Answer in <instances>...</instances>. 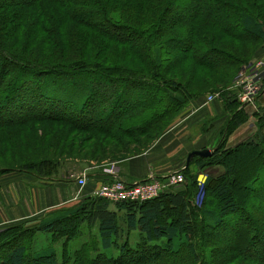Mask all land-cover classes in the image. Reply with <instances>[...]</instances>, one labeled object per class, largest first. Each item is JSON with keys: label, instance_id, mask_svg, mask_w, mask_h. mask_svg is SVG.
I'll return each mask as SVG.
<instances>
[{"label": "rangeland", "instance_id": "rangeland-1", "mask_svg": "<svg viewBox=\"0 0 264 264\" xmlns=\"http://www.w3.org/2000/svg\"><path fill=\"white\" fill-rule=\"evenodd\" d=\"M103 1L114 11L116 10L117 4L123 6L129 11L128 18L130 19H128V21L130 22H133L140 17L144 20L139 19L137 20L138 22L149 20L146 15L151 17V14L146 10L147 4H144V2L139 0ZM191 1L192 0H178L176 4H174V7L169 10L170 12L167 21H170L173 17H178V19L175 18V21L172 23L176 24V33L174 37L170 38L167 35H163V38L165 39L160 42L162 47H166V50H163L165 52L163 53L164 56L162 55L164 59L163 65H168L159 66V61L156 57H153L155 52H153L151 48L150 41L146 44L148 52L145 56V62L152 64L151 67L156 66L159 70H163V72L165 71V73L167 72L168 74L175 75L174 80L176 82L181 81L185 83L191 91L200 92L198 93L200 95L195 101H186L181 107H178L173 112L174 114H170L169 117H166L161 121H156L154 129H156L157 132L164 129L159 141L157 140L159 145L158 148L154 150V144H150V141V152H145L141 157L129 162V164H135L145 171L143 175L141 173L138 177V179L144 180L146 179V176L148 179L152 176L166 174L183 168L186 164L185 162L187 161L188 155L193 151L209 150L213 153L214 151L216 152L219 150L220 147L229 150L235 149L244 144L253 143L257 145L256 148L251 147L250 150H245L243 153L241 152L235 157L236 161L238 159L243 160L240 163L236 162V165L238 166L236 172L238 173L237 181L243 187L249 183H253V179L258 180V182H263L264 42L257 43L250 40L243 41L238 35L235 38L232 36L227 37L226 35L218 36L219 33L217 29L219 27L209 21V19L212 18L213 11H209L204 7L205 3H210V0H201L199 5L198 2H195L197 6H195L194 2V4H191ZM214 1L221 4H224L225 2V6H222L221 11L217 8L219 12H221V14L217 13L218 18L216 21L218 23H222V18L225 17L224 21L227 24L231 17L233 18L237 15L238 11L244 9L240 7L241 4L239 0ZM255 1H257L260 8L264 6V0ZM80 3L84 4L86 2L80 1ZM202 3H204V6ZM57 10H61V8L58 7ZM88 10L89 11L87 12L80 10L77 13L80 20L79 23L82 24L83 22L85 23L89 21L94 27H96V25H101V28L106 30L110 29L109 25L105 23L104 18V22H102V18L100 17L102 13L100 12H103V9L100 6H95L94 11H92L90 6L88 7ZM31 13L32 12L27 10V12H23L22 17L18 19L15 17L14 19L9 20L12 22L14 21L10 28L9 26L5 27L3 22H0V29L3 28L4 31L9 30L7 34L2 36L3 44L8 52L14 54L12 59L18 66L17 68L14 67V71H12L8 79H6V73H1L0 85H2L3 82L4 85H9L10 83V85H20V88L12 94V96H14L13 100L2 103L4 100L1 98L0 106L3 105L2 108H7V112L10 111L11 113H14L15 111L12 108H14V106L16 107L18 104L17 102L27 104L33 97H35L33 104L36 102L38 106L48 107L52 105L53 107H58L63 105L66 108L69 106L68 110L65 111V115H67V120L70 123H72V120L88 121L82 117V114L80 115L79 105L81 102L84 103V101L88 99L90 89L94 95L91 97L92 104H90L93 109H89L87 114H90V111H93L95 116L94 121L100 119L98 121V123H100V121H105L106 119L111 121L112 116H109L111 111L115 110L123 112L122 109L128 108V106L123 108L122 100L117 104L116 101H119L117 99L125 98L129 95L131 98L135 99V102L140 101V97L145 93L144 87H135L136 85L141 84L133 81V74L128 72V70L133 67H140V64L130 54L125 43L121 42L122 40L119 42L121 46L115 44L112 45V49L109 50L112 58L116 59V64H120L117 68L115 66L113 67L110 75L107 74L109 80L112 79L110 80L111 83L106 81L100 83L96 80L94 82L95 73L93 71L86 72L85 67L80 63L74 65L76 68L72 69L70 72H67L69 67L64 70H53L56 72H64L68 75L69 78L65 75L66 77L62 78V80L65 78V81L61 80V83H64L65 85H71V83H73L72 85L74 86H69V88H63L61 87V84L57 85V80L54 76L42 78L41 80H38V82L37 79L34 80L31 77H28L29 79H32L30 81L28 78L22 80L24 74L27 73L29 76L32 72H37L48 63L59 62L61 57H59L57 52L51 51L52 48L50 44L45 43L43 39V35L44 37L46 36V38L53 35L57 36L56 33H51L52 30H54V23H56V27L60 29L58 22L55 21L56 17H53L54 15L45 14V24L49 16L52 17L51 20L54 23L49 24L47 22L46 28L39 27L40 30H43L42 35V33H39V29L36 26L38 13L35 15ZM202 13H204V15H202ZM253 13L257 14V12ZM119 14L124 16L122 15V11ZM221 16L222 20L219 21ZM197 17H200V20H198ZM262 17L264 21L263 14ZM194 18L198 20H196V22L200 23V26L203 25L206 32L205 35L208 39L213 40V43H210L209 47L204 45L201 41L196 40H193L192 44L196 43V45L193 46L190 40L183 35L184 28ZM10 24L11 22L8 25ZM204 25L213 26L214 29H206ZM234 26L236 28V25ZM84 27V25H81V27H73L76 30H71L75 33V40L78 34L81 43L85 42L86 35L90 36V38L94 37ZM48 28L51 32L47 31L45 33L46 30L44 29ZM37 29L38 35L35 40L28 42L26 38L33 36L30 31ZM48 33L50 35L47 36ZM107 33L110 35L109 32ZM111 33L113 34V31H111ZM217 36L219 39H222L219 40V42L223 43V46L227 48V51L218 48ZM60 37L62 36L58 35V38ZM238 37L239 40H236ZM124 41L126 40L124 39ZM17 42H19V45H17ZM38 42L40 43L38 44ZM131 43L137 44L140 42L136 37H133L131 38ZM187 44L192 45V51L197 59L196 63L190 60L188 52L183 54ZM25 45H27L28 48L24 47ZM38 46L42 47L37 48ZM228 50L231 51V54L228 53ZM208 51H212L213 54L211 52L208 53ZM67 54H69V52ZM175 57L176 59H174ZM241 59L249 61H247V63H245L238 71L239 67H235V64L239 62L240 66ZM90 60L94 61L93 56ZM201 66L208 69H201ZM216 67L218 68L215 69ZM21 70H27L29 72L22 73ZM211 70H214L215 72L219 71L217 75L220 77L218 78L225 80V84L229 86L226 88L224 87V84H218L216 76H213L216 78L212 79L205 77L206 75L211 74ZM255 71L260 72L261 88L257 94L251 98L252 101L244 102L243 98L246 87L244 80L249 79ZM133 85L134 87H131ZM211 88L221 89L219 90L220 92H211ZM73 90H76V92L71 96L70 93ZM229 92L235 95L234 97L238 103V108L241 109L238 118L239 121L236 123V126H232L233 128L231 129L227 128V126L232 115L231 113L234 110L228 108L226 105L227 97H225V95H230ZM112 93H115L117 96L114 101L110 100V97L113 95ZM1 96L3 97L5 94L3 93ZM66 99L68 100L66 101ZM87 101L88 100H86V102ZM21 111V114H23L28 110L23 108ZM135 116L136 114L132 112L131 117L134 119ZM26 128L28 129L27 131L25 130ZM86 131H88V129L78 131V128H72L64 123L36 122L27 126L14 127L0 134V214L7 215L6 212L9 207L15 209V201L18 203V200H21L26 196H32V194L37 197V195L39 196L41 193L47 192L46 195L49 193L48 196L51 198L54 196L53 198H57L61 200V202H66L65 206L57 207L58 210H56V207L52 204L45 206L44 209L46 212L40 214V216L37 214L39 213V209H37V215L29 216L21 221H9L8 219L0 217V234L6 231L4 235H0V255H4L6 253V247L14 245L16 243L15 240L17 242H22V245L26 247V252L29 256L40 255L49 249L54 250L57 262L60 264H77L81 256H83L86 264H89L91 262L90 258L93 259L96 255L101 254L97 253V248L102 246L98 227L96 225H91L86 220H81V218L73 221L71 231H68L66 226L63 228L66 229V231H63L62 228H55V230L48 232L38 231V222L46 215L48 216L50 213H56L57 211L76 209L83 199L96 197L98 192L94 195L87 190L88 187L96 186L93 182L95 181L96 174L106 173L109 169L118 170V166H120L119 163L110 160V158L116 157L117 155L111 157L112 153L108 150V147L118 148L121 144L119 142V137L121 135L113 137L120 143L115 144V142L112 141V138L106 139L105 137H102L101 139V137L98 136L99 134H93L92 132L87 133ZM88 134L90 138L94 137L92 138L93 141L87 140L89 142L88 144L83 145V143L81 145V142L86 141L85 137ZM2 139L6 142L2 143ZM72 142H74L76 146L73 147L71 145ZM178 143H189L190 145H187L186 148H191L193 150L186 151L183 155L173 156V150L177 149L175 147L179 145ZM164 144L168 145L165 146ZM8 146L16 148L8 150ZM121 146L123 145L121 144ZM135 149H138V147L130 148V150ZM181 150L183 152L184 148ZM104 154L109 158L103 159L104 157L102 158V156ZM54 155L62 157L63 160H59L58 162L54 158ZM152 161L155 162L152 163ZM38 163L46 164L42 170L43 175H41L40 172H37L35 168H32L34 167L33 165H37ZM207 165L208 166H205L204 168L196 169L191 162V166L189 167L190 170L188 173L195 175L196 177L195 182L197 193L194 197V204L197 208L200 207L202 200H204V185L206 177L211 176L215 178L225 172L223 166L216 165L214 162ZM24 166H27L30 169L23 170ZM150 168L151 171H149ZM84 173L87 176L86 185L81 188L76 180ZM232 178L236 179V175ZM67 180H70L71 182L70 184L65 183L66 188H72V196H75L74 199H79V201L76 200V203H70L69 199L65 197L63 182H66ZM227 180H229V177H227ZM162 193L163 192H160L157 197ZM210 202H213V204L215 203L216 206L214 199L211 198ZM240 206L248 210L247 214L232 218L229 221V226L219 228V230L214 232H209L207 237L205 234L203 235V233L195 236V238H199L198 242H201V244H198V247H203L202 250L197 252V264H211L213 261L214 264H247L244 262L246 261L245 257L235 254V262L230 260L231 254L228 256L226 255L228 250L232 251L236 247L237 251L244 255H246L245 253L249 250H251V253L261 254L260 250L262 248H260V242L263 243L264 246V189L260 191L255 190L248 194L241 202ZM168 216L170 217V214H168ZM168 216H166L165 219H167ZM248 220L250 221V232L244 231L245 228H247ZM10 229L14 230L11 232ZM126 236L129 237V245L134 247L138 241L136 234H126ZM249 240H251V242H248ZM118 244L120 243L118 242ZM194 247H197L195 243ZM204 247L206 248L204 249ZM209 247H212L214 252L210 251ZM115 252L118 254V250H115ZM75 253H79L80 257L78 261H76ZM186 254L187 252L185 251V253H179L180 257L174 256L172 263L170 264L190 263L193 259L190 258L191 256H186ZM214 255L217 256L216 259L213 258Z\"/></svg>", "mask_w": 264, "mask_h": 264}, {"label": "trees", "instance_id": "trees-1", "mask_svg": "<svg viewBox=\"0 0 264 264\" xmlns=\"http://www.w3.org/2000/svg\"><path fill=\"white\" fill-rule=\"evenodd\" d=\"M80 1H85L86 3L82 4ZM139 1L147 4L146 10L151 14V17L146 15L149 20L138 22L137 20L143 19L140 17L139 19L130 22L128 21V19H130L128 18V10L118 4L115 11L111 10L108 4H105L103 0H0V22H3L5 27L9 26L10 28L14 21L12 22L9 20L14 19L15 17H17V19L22 17L23 12H27V10L32 12L31 14L33 15L38 13L36 20V26L38 29L39 27L46 28L47 22L49 24L54 23L51 20L52 17L49 16L45 24V14L54 15L53 17H56L55 21H57L60 26V29H58L56 23H54L55 26L52 32L49 31V28L44 29L46 30L45 33L49 31L52 34H57V36L53 35L49 38H46V36L44 37L43 30L39 29V33H42L45 43L50 44L52 48L51 51L57 52L59 57L61 56L59 62L48 63L45 67L39 69L37 72H32L29 76L26 73L22 80L31 77L34 80L37 79L38 82V80H41L42 78L54 76L57 80V85L61 84V87L69 88V86H74L72 85L73 83H71V85L61 83L62 78L66 76L68 77V75L64 72H56L53 70H64L69 67L67 72H70L72 69L76 68L74 65L80 63L81 65L83 64L86 72L93 71L95 73L94 82L96 80L100 83H103V81L111 83L110 80L112 79L109 80L107 74L110 75L113 67L115 66L117 68L120 64H116V59L112 58L109 50L112 49V45L117 44L118 46H121L119 42L122 40L121 42L125 43L130 54L140 64V67H133L128 70V72L133 74V81L141 84L136 85L135 87L143 86L145 91L140 97L139 102H135V99L131 98L129 95L125 98H121L120 95L121 99H117L119 100L116 101L117 104L122 100L123 108H126L127 106L128 108L122 109L123 112L115 110L111 111L109 114V116H112L111 121L106 119L105 121H100V123H98L100 119L97 121L95 120L96 122L94 121L95 116L93 111H90V114H87L89 109H93L90 104H92L91 97L94 95L90 89L88 99H86L88 101L86 102L85 100L84 103L81 102L79 105L80 115L82 114V117L88 121L72 120V123H70L67 120V115H65V111L68 110L69 106L67 108L63 105L58 107H53L52 105L48 107L38 106L36 102L33 104L35 97H33L27 104L17 102V108L15 106L12 108L15 111L14 113H11L10 111L7 112L8 109L2 108V105L0 106V134L14 127L27 126L36 122L64 123L72 128H78V131L88 129V131H86L87 133L92 132L93 134H99L98 136L101 137V139L102 137H105L106 139L112 138V141H114L115 144L120 142L124 146H121L119 143L120 145L118 148L108 147V150L112 153L111 157L117 155L116 157L110 158V160L119 163L120 166H118V168L120 169V172L118 169V178H114L106 173H97L95 177L99 179L96 184L98 187L122 181L126 184L133 183L132 186H134V184L152 182V179H147V176L144 180L131 178L128 173L124 171L127 169L129 162L138 159L145 152H150V144H154V150L158 148L159 145L157 142L164 129L157 132L156 129H154L156 121H161L164 118L169 117L170 114H174L173 112L178 107H181L186 101H195L200 95L198 94L200 92L191 91L185 83L181 81L176 82L174 80L175 75L168 74L167 72L165 73V71L163 72V70H159L156 66L151 67L152 64L145 62V56L148 52L146 44L150 41L151 48L153 52H155L153 57L157 58L159 66L164 64L163 53H165L164 51L166 50V47H162L160 42L165 39L163 38V35L173 38L176 33V24L172 23L175 21V18L178 19V17H173L170 21H167V19L169 17V10L174 7V4H176L178 0ZM191 2V4L198 2L199 5L201 0H192ZM239 2L241 4L240 7L244 9L238 11L237 15L233 18L231 17L227 24L224 21L225 17L222 18V16L219 19V21L223 19L222 23L216 21L218 18L217 13L221 14L219 10L221 11L222 6H225V2L224 4H221L214 0H210V3H205V6L204 3H202V5L205 9L207 8L209 11H213L212 18L209 19V21L219 27L217 29L219 33L218 36L226 35L227 37L232 36L235 38L238 35L243 41L250 40L257 43H263L264 21L262 14L264 15V6L260 8L255 0H239ZM90 6L92 11H94L95 6H100L103 9V12H100L102 13L100 17L102 18V22L105 21V23L109 25L110 29L106 30L101 28V25H96V27H94L89 21L85 23L83 22L82 24L79 23L80 20L77 13L80 10L84 12L89 11L88 7ZM195 6H197L196 3ZM58 7H60L61 10H57ZM121 11L124 16L119 14ZM253 12H257V14H254ZM202 15H204V13H202ZM200 17H197V19L200 20ZM197 19H192V21L186 25L183 35L190 40L191 44L193 40H196L201 41L204 45L209 47L210 43H213V40L208 39L205 35L206 32L203 25L200 26V23L196 22ZM10 22L11 24L8 25ZM81 25H84V28L94 36L90 38V36L86 35L84 43L79 41L78 34L75 40V33L71 31L76 30L73 27H81ZM234 25H236V28ZM204 26L209 30L211 28L214 29L213 26ZM38 29L30 31L33 36L26 38L28 42L35 40L38 35ZM8 31L9 30L4 31L3 28L0 29V75L3 72L6 73V79H8L12 71H14V67H18L12 59L14 54L8 52L3 44L2 36L7 34ZM106 31L109 32L110 35ZM111 31H113V34ZM48 35L50 34L48 33L47 36ZM58 35H61L62 37L58 38ZM218 36V48L227 51V48L223 46V43L219 42V40L222 39H219ZM133 37H136L140 43H131V38ZM239 37L236 38V40H239ZM124 39L126 41H124ZM39 43L40 42H38V44ZM17 45H19V42H17ZM192 45L194 46L196 43ZM192 45L187 44L183 54L188 52L190 60L196 63L197 59L192 51ZM24 47H27V45ZM39 47L42 46H38L37 48ZM228 51V53L231 54V51ZM68 52L69 54H67ZM209 52L213 54L212 51H208V53ZM92 56L94 61L90 60ZM174 59H176V57ZM247 61L241 59L240 66L239 62L235 64V67H239L238 71L245 63H247ZM167 65L168 64H165L163 66ZM202 68L205 67L201 66V69ZM217 68L218 67L215 69ZM21 71L22 73L29 72L27 70ZM211 71V74L206 75L205 77L208 79L217 77L218 84H224V87L226 88L229 86L225 84V80L218 78L220 77L217 75L219 71ZM28 80L30 81L32 79L28 78ZM63 80L65 81V78ZM10 84L4 85L3 82L2 85H0V101L1 98L4 100L2 103L13 100L14 96H12V94L20 88V85ZM131 87H134V85ZM220 89L221 88H211L210 91L220 92ZM75 92L76 90H73L70 95L72 96ZM3 93L5 96L2 97L1 95ZM234 96L235 95L231 93L230 95H225V97H227L226 105L229 109L234 110L228 121L227 128L229 129L236 126L241 112ZM116 97L117 96L114 93L110 97V100L114 101ZM67 100L68 99H66V101ZM114 106L116 107L115 104ZM23 108L28 111L21 114ZM132 112L136 114L134 119L131 117ZM25 130L27 131L28 129L26 128ZM117 135L122 136L119 137V142L113 138L117 137ZM85 138L86 141L81 142V145L83 143V145L88 144L89 142L87 140L93 141L92 138L94 137L90 138L88 134ZM2 140V143L6 142L4 139ZM150 141L151 143L149 144ZM71 145L73 147L76 146L74 142H72ZM136 146L138 149L130 150L131 147ZM251 147L256 148L257 145L249 143L229 150L220 147L219 150L216 152L214 151L208 158H199L195 156L190 160L188 165L185 164V166L179 170L154 176L153 180L160 182L162 185L167 184L168 177L173 174L181 173L184 180L182 185L178 187H169V189L163 192L159 197L149 201L132 202L130 200H123L111 202L100 197L85 198L76 209L57 211L56 213H50V215H46L47 217L45 216L40 219L38 222V231L48 232L55 230V228H62L63 231H66V229H63L65 226L68 228V231H71L73 221L79 218H81V220H86L91 225H96L98 227V233L102 245L97 248V253L101 254L96 255L93 259L90 258L91 262L89 264H170L172 263L174 256H179V253H185V251L187 252L186 256H191L190 258L193 259L188 264H197V252L202 250L203 247H198V244H201V242H198L199 238H195V236L203 233V235L205 234L207 237L209 232H214L219 230V228L229 226V221L232 218L247 214L248 210L240 206L241 202L248 194L255 190L260 191L264 189V181L258 182V180L253 179L254 182L249 183L245 187L237 181L238 173L236 172L238 166L236 164L243 160L238 159L236 161L235 157L241 152L243 153L245 150H250ZM8 148V150H12L16 147L11 148V146H8ZM262 152L264 154V149ZM54 158L58 162L59 160H63L62 157H57L56 155H54ZM102 158L105 159L109 157L104 154ZM191 162L196 169L204 168L211 162H214L216 165H221L225 169V172L218 177H206L204 185V200H202V203L198 208L194 204V197L197 193L195 182L196 177L195 175L188 173ZM38 164L33 165L34 167L32 168H35L37 172H40L41 175H43L42 170L46 164ZM23 168V170L30 169L27 166H24ZM235 175L236 179H233L232 177ZM227 177H229V180H227ZM98 187L95 190H97ZM94 191L91 193H94ZM211 198L216 202V206L215 203L213 204V202H210ZM168 214H170V217ZM166 216H168L167 219H165ZM247 222V228H245L244 231L250 232V221L248 220ZM12 230L14 229H10L11 232ZM5 233L6 231L2 232L0 235H4ZM126 234H136L138 241L134 247L129 245V237H127ZM15 242L14 245L6 247V253L4 255H0V264H60L57 262L55 251L52 249H49L40 255L29 256L26 252V247L22 245V242H17L16 240ZM118 242L120 244H118ZM248 242H251V240ZM194 243L197 247H194ZM260 244V248H262L260 250L261 254L251 253V250H249L245 253L246 255H244L239 253L236 247L232 251L228 250L226 255L228 256L231 254V261L236 260L234 257L236 254L245 257L246 261L244 262L247 264H264V246L263 243L260 242ZM205 248L206 247H204V249ZM209 248L210 251L214 252L212 247ZM115 250H118V254H116ZM75 256L76 261H78L80 257L79 253H75ZM213 258L216 259L217 256L214 255ZM77 264H86L83 256H81ZM211 264H214V261Z\"/></svg>", "mask_w": 264, "mask_h": 264}, {"label": "built area", "instance_id": "built-area-1", "mask_svg": "<svg viewBox=\"0 0 264 264\" xmlns=\"http://www.w3.org/2000/svg\"><path fill=\"white\" fill-rule=\"evenodd\" d=\"M260 72L255 71L249 79H245L246 84L243 101H252V97L260 90L261 85ZM114 170L107 171L113 174ZM184 177L181 173L173 174L168 177V182L165 185L160 182L152 180L150 183L135 184L130 189L125 188L121 182H115L110 185L102 186L98 191V196L111 202H118L123 200H130L132 202L148 201L156 198L160 192H164L169 187H174L183 182ZM78 185L83 187L85 185L84 176L78 179Z\"/></svg>", "mask_w": 264, "mask_h": 264}, {"label": "crops", "instance_id": "crops-1", "mask_svg": "<svg viewBox=\"0 0 264 264\" xmlns=\"http://www.w3.org/2000/svg\"><path fill=\"white\" fill-rule=\"evenodd\" d=\"M178 144H177L178 146L175 147L177 149L176 150H173V156H175V155H181V154L183 155L186 151L193 150L191 148H188V149L186 148L187 145L188 146L190 145L189 143H181V144L178 143ZM164 145L167 146L168 144H164ZM182 148H184V151L183 152L181 150ZM153 162H155V161H152V163ZM149 171H151V168H150ZM119 172H120V169H119ZM124 172H127L128 175L131 178H138L141 175V173L143 175L145 171H143L141 168H139V166H137L135 164H129L127 166V169ZM152 177H154V176H152ZM98 181H99V179L98 178H95V181H93V182L95 184H97ZM70 182L71 181L63 182V190H64V193H65V197H67V199H69L70 203L71 202L76 203L77 201H79V199L78 198L77 199H74L75 196L74 197L72 196V193H71L72 192V188L71 189H70V187H67L66 188V186H65V183L66 184H70ZM94 187L96 188L98 186L96 185ZM94 187H88L87 188L88 192L91 193L92 191H94L95 190ZM97 190H95L94 193ZM27 194H31V193H27ZM46 194H47V192H43L39 196L37 195V197L32 194V196L31 195L30 196H26V197L22 198L21 200H18V203L15 201V203H16L15 209H11L9 207V209L6 212L7 215H5V214L4 215H1L0 214V217L5 218V219H8L9 221H11V220L12 221H19V220L21 221V220H24V218H27L29 216H33V215H37V214H39L38 216H40V214L45 213L46 210L44 209V207L47 206V205H50V204L54 205L56 207V210H58L57 207H59V206H61V207L62 206H65L66 202L63 201L64 202L63 203V202H61V200H59L57 198H53L54 196L52 198L50 196H48L49 193H48V195H46ZM37 209H39V213L36 214V212L38 211ZM8 220H6V221H8Z\"/></svg>", "mask_w": 264, "mask_h": 264}, {"label": "bare ground", "instance_id": "bare-ground-1", "mask_svg": "<svg viewBox=\"0 0 264 264\" xmlns=\"http://www.w3.org/2000/svg\"><path fill=\"white\" fill-rule=\"evenodd\" d=\"M245 105V104H244ZM244 105H242V106H244ZM110 170H113V169H109L108 171H110ZM117 172H118V170H114V172H113V174H111V173H107L106 172V174H108V175H110V176H112V177H114V178H117ZM84 176V178H85V185H86V179H87V176H86V174L84 173V174H82L81 176H79L78 178H77V182H78V179H80V178H82ZM149 179H152L153 180V177H150ZM113 183H115V182H113ZM112 184V183H111ZM121 184L125 187V188H128V189H130L131 187H132V185L133 184H126L125 182H121ZM183 184V182L181 183V184H179V185H177V186H174V187H178V186H180V185H182ZM84 185V186H85ZM135 185V184H134ZM83 186V187H84ZM103 185H101V186H99V188H98V190L94 193V195L100 190V188L102 187ZM80 187V186H79ZM83 187H81V188H83ZM167 189H169V188H167ZM167 189H165V191L167 190ZM164 191V192H165ZM96 197H99L98 195H96ZM101 198V197H100ZM104 199V198H103ZM149 201V200H148ZM138 202H145V201H138Z\"/></svg>", "mask_w": 264, "mask_h": 264}, {"label": "water", "instance_id": "water-1", "mask_svg": "<svg viewBox=\"0 0 264 264\" xmlns=\"http://www.w3.org/2000/svg\"><path fill=\"white\" fill-rule=\"evenodd\" d=\"M211 154L212 153L209 150L193 151L188 155L186 165H188L190 160L195 156L199 158H208Z\"/></svg>", "mask_w": 264, "mask_h": 264}]
</instances>
